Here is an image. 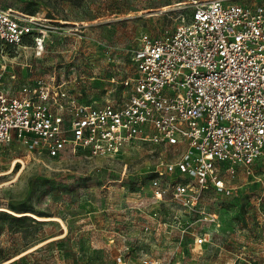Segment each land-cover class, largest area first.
Segmentation results:
<instances>
[{"label": "rangeland", "instance_id": "1", "mask_svg": "<svg viewBox=\"0 0 264 264\" xmlns=\"http://www.w3.org/2000/svg\"><path fill=\"white\" fill-rule=\"evenodd\" d=\"M0 6L60 27L39 55L0 39L1 87L16 92L53 71L70 93L92 104L125 93L121 80L136 73L135 37L172 30L191 8L190 0H0ZM162 156L169 157L143 141L99 157L84 148L47 156L10 144L0 155V264H113L121 244L163 264H264V150L249 173L239 168L225 176L228 192H204L200 208L213 221L184 212L169 194L153 201L146 177ZM19 215L27 218L10 219ZM190 222L207 233L204 243L182 233Z\"/></svg>", "mask_w": 264, "mask_h": 264}, {"label": "built area", "instance_id": "2", "mask_svg": "<svg viewBox=\"0 0 264 264\" xmlns=\"http://www.w3.org/2000/svg\"><path fill=\"white\" fill-rule=\"evenodd\" d=\"M190 6L172 30L135 37L130 52L136 73L121 80L126 91L118 100L82 102L53 71L9 92L1 87L0 69V155L14 142L47 156L84 148L92 157L149 142L169 155L146 177L153 201L169 194L184 212L215 220L200 208L204 192H228L225 176L239 168L249 173L264 150V2L190 0ZM45 21L0 6V39L39 55L49 33L60 28ZM192 226L182 233L204 243L207 233ZM182 247L180 241L176 252ZM113 264L163 263L121 244Z\"/></svg>", "mask_w": 264, "mask_h": 264}, {"label": "trees", "instance_id": "3", "mask_svg": "<svg viewBox=\"0 0 264 264\" xmlns=\"http://www.w3.org/2000/svg\"><path fill=\"white\" fill-rule=\"evenodd\" d=\"M23 42L24 43H30V38L29 37H25ZM23 218H27V216L26 215H19V216H11L10 217L11 220H20V219H23Z\"/></svg>", "mask_w": 264, "mask_h": 264}, {"label": "bare ground", "instance_id": "4", "mask_svg": "<svg viewBox=\"0 0 264 264\" xmlns=\"http://www.w3.org/2000/svg\"><path fill=\"white\" fill-rule=\"evenodd\" d=\"M10 170H8V171H5V173H8ZM2 173V172H1ZM8 210V209H7ZM9 211H11L12 213H14V214H21V213H16L15 211H12V210H9ZM23 213H27V212H23ZM30 215H33V216H35V217H37V218H39V219H46V218H48V217H42V216H38V215H36V214H34V213H31V212H28Z\"/></svg>", "mask_w": 264, "mask_h": 264}]
</instances>
